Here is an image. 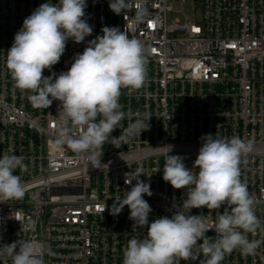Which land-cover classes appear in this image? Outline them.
Segmentation results:
<instances>
[{
  "label": "built area",
  "instance_id": "obj_1",
  "mask_svg": "<svg viewBox=\"0 0 264 264\" xmlns=\"http://www.w3.org/2000/svg\"><path fill=\"white\" fill-rule=\"evenodd\" d=\"M46 2L0 0V156L23 155L28 165L27 172H15L25 185L24 198L0 202V245L21 238L40 242L54 253L44 255V264H123L127 241L147 234V226L133 229L127 206L118 215L110 213L115 199L136 183L126 185L125 174L131 177L142 167L151 175L140 176L152 192L143 197L152 209L149 223L171 217L187 189L163 180V146L172 145L169 155L184 157L191 170L201 137L216 133L252 143L242 157L241 179L260 201L256 215L264 223V0H131L126 18L109 8L110 0H86L84 19L92 34L80 43L69 39L60 61L44 76L68 71L75 55L102 36L105 26L128 32L148 50L145 87L131 94L123 89L119 102L126 113L123 128L145 113L152 115L150 128L120 148L106 141L101 169L67 145H56L60 102L34 106L33 93L17 89L6 68L7 50L24 19ZM138 4L146 9L141 23L134 20ZM120 134L117 128L111 135ZM224 207L193 208L189 214H203L214 223ZM247 235L264 240L259 231ZM0 264H11V258H0ZM221 264H264V243L252 255L234 250Z\"/></svg>",
  "mask_w": 264,
  "mask_h": 264
},
{
  "label": "clouds",
  "instance_id": "obj_2",
  "mask_svg": "<svg viewBox=\"0 0 264 264\" xmlns=\"http://www.w3.org/2000/svg\"><path fill=\"white\" fill-rule=\"evenodd\" d=\"M86 0H58V3L41 4L14 36L7 50L6 68L14 85L21 92H31L29 100L36 107H49L54 100L60 102L55 143L67 145L77 155H84L89 165L101 169L105 142L120 148L129 139L150 128L152 115L137 114V119L123 128L126 118L120 97L122 90L131 94L144 88L147 82L148 50L143 43L130 38L128 32L118 27H103L102 36L88 42L84 51L76 54L68 71L44 76L51 70L72 39L83 42L93 27L85 17ZM131 0H110L109 8L115 14L132 10ZM146 9L136 7L135 22L145 20ZM121 129L118 137L111 134ZM202 146L193 168L186 167L184 157L169 155L172 145H165L163 180L174 189L186 188V198L171 217L162 216L149 223L152 211L143 198L151 196L150 182L140 179L144 169L138 167L126 185H132L121 199H115L110 208L118 215L125 206L130 210L133 229H144L143 238H131L123 250V264H180V261H199V264H221L226 254L239 250L242 255H252L264 240L248 239V233L258 231L264 236V223L256 215L260 203L249 192L241 179L242 157L252 150V143L239 135L222 137L218 133L201 137ZM23 155L4 152L0 156V202L22 200L25 185L16 170L27 172ZM198 169V171H197ZM217 219L211 223L205 215H191V209L218 210ZM209 212V213H210ZM215 237L206 233L213 230ZM202 241V242H201ZM18 249V250H17ZM54 255L51 248L25 238L0 245V258H11V264H44V255Z\"/></svg>",
  "mask_w": 264,
  "mask_h": 264
},
{
  "label": "rangeland",
  "instance_id": "obj_3",
  "mask_svg": "<svg viewBox=\"0 0 264 264\" xmlns=\"http://www.w3.org/2000/svg\"><path fill=\"white\" fill-rule=\"evenodd\" d=\"M186 17H190V12H188V8L184 9V13H183ZM176 16H180L179 14H176ZM263 184H264V178H263Z\"/></svg>",
  "mask_w": 264,
  "mask_h": 264
}]
</instances>
